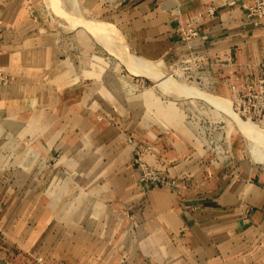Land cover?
I'll return each instance as SVG.
<instances>
[{"label":"crops","instance_id":"crops-1","mask_svg":"<svg viewBox=\"0 0 264 264\" xmlns=\"http://www.w3.org/2000/svg\"><path fill=\"white\" fill-rule=\"evenodd\" d=\"M77 1L135 55L201 57L214 96L256 84L253 0ZM54 18L43 0H0V264H264L263 127L231 128L213 153L178 98L102 72ZM139 143L175 185L140 181Z\"/></svg>","mask_w":264,"mask_h":264},{"label":"rangeland","instance_id":"rangeland-1","mask_svg":"<svg viewBox=\"0 0 264 264\" xmlns=\"http://www.w3.org/2000/svg\"><path fill=\"white\" fill-rule=\"evenodd\" d=\"M43 6L45 10L52 12L54 15V24L67 26V35H70L68 38L73 49H84L85 55L89 56V59L98 62L102 72L110 69L112 73L118 76L121 74L133 76L134 90L138 91L143 85L151 86L152 88H160L165 93L166 98H178L177 101L181 102L185 107L188 117L196 123L213 153L219 152L221 154L223 149L224 151L227 150L226 144L229 141L231 128L237 134L240 131L239 124H248L251 128L254 124L256 125V123H252V121L247 119L244 121L245 118L242 119L239 114H235L237 112L234 109L233 98L219 99L218 97L217 99V96H214L213 91H211L209 85L206 83L204 74L187 70V68H183L181 63H176V60L170 62L152 60L155 63L157 72H148V74L134 67L131 64V56L135 54L127 48L123 36L118 37L120 35L118 33H116L118 36L115 34L105 36L103 33V35H100V23L109 21L95 17L89 8L81 6L77 0H43ZM113 26L115 29L117 28L114 24ZM97 29L100 30H98L100 33L96 31ZM78 30L84 33L81 36L82 41L72 36ZM116 30L119 32L118 28ZM80 42H82V45ZM76 52H80V50ZM163 82L165 84H162ZM174 87H177V89ZM183 88L189 91H185ZM230 110H233L235 115ZM256 126L252 130L256 131L259 127H263L262 129H264L263 124ZM260 131V133H264L261 129ZM257 141L264 147V144L258 138Z\"/></svg>","mask_w":264,"mask_h":264},{"label":"built area","instance_id":"built-area-1","mask_svg":"<svg viewBox=\"0 0 264 264\" xmlns=\"http://www.w3.org/2000/svg\"><path fill=\"white\" fill-rule=\"evenodd\" d=\"M235 2L231 0L230 3ZM247 16L252 18L256 23L264 25V0H253L247 5ZM1 23V22H0ZM186 37L198 33V29L192 25L183 29ZM176 63H181L183 68L187 70L204 73L201 65V57L190 55L176 59ZM261 72L257 75L256 84L250 83L245 90L237 91L234 96V109L242 118L257 124L264 125V59L259 62ZM10 76L0 67V81H5ZM135 141V137L129 138ZM139 151L135 157L140 169V181L144 184L158 183L161 185H175L176 180L170 178L164 171L160 170L156 165L142 157V152H151L152 148L149 144L139 143ZM11 264H19L12 262ZM35 264H48L43 256L36 258Z\"/></svg>","mask_w":264,"mask_h":264},{"label":"bare ground","instance_id":"bare-ground-1","mask_svg":"<svg viewBox=\"0 0 264 264\" xmlns=\"http://www.w3.org/2000/svg\"><path fill=\"white\" fill-rule=\"evenodd\" d=\"M74 1V0H73ZM88 21V20H87ZM95 22V21H94ZM95 25H96V23H95ZM95 27V26H94ZM96 28H98V27H96ZM95 28V29H96ZM114 28V29H113ZM117 29V28H116ZM115 29V27L113 26V24H111V23H109V22H102V23H100V30H101V33L99 32L100 30L99 29H97L96 31L98 32V33H100V35L103 33V34H105V36H109V35H117L116 33H118V34H120L118 37H122V35H121V33H120V31L118 32L117 30ZM99 30V31H98ZM119 30V29H118ZM97 34V33H96ZM102 34V35H103ZM115 38H117V37H115ZM122 39V38H121ZM119 40V39H118ZM123 40V39H122ZM111 43V42H110ZM114 45V44H113ZM126 46V45H125ZM131 58H132V62H131V64L134 66V67H136V68H139L140 70H142V71H145V73L147 72V74H148V72H157L156 71V69H155V63L152 61V60H150V59H148V58H144V57H141V56H138V55H133V56H131ZM151 74V73H150ZM154 74V73H153ZM162 84H165L164 82L162 83ZM183 84V83H182ZM181 84V85H182ZM184 86V85H183ZM186 86V85H185ZM175 89H177V87H174ZM184 89V88H183ZM185 90V89H184ZM188 90V89H187ZM187 90H185V91H187ZM189 91V90H188ZM196 91H198V90H196ZM189 94V93H188ZM201 94V93H200ZM215 98V97H214ZM209 99H210V97H209ZM212 99V98H211ZM217 99H218V97H217ZM220 99V98H219ZM212 101H214V100H212ZM217 101V100H216ZM222 101V100H221ZM220 101V102H221ZM224 101H226V100H224ZM213 103H215V102H213ZM224 103V102H223ZM229 103V102H228ZM216 104V103H215ZM228 109H230V108H228ZM231 111V110H230ZM233 111V110H232ZM231 111V112H232ZM233 114H234V111H233ZM236 115H237V113H235ZM234 114V115H235ZM239 117V116H238ZM242 118V117H241ZM239 119V118H238ZM243 119V118H242ZM245 121V120H244ZM239 123H240V121H238ZM241 122H243V121H241ZM253 123V122H252ZM253 125V124H252ZM258 125V124H257ZM242 128H244V129H246V130H244L245 132V134L247 135V137H249L248 135L250 134L249 132H248V130H251L252 128H256L257 126L254 124V126L251 128L248 124L246 125V124H241L240 125ZM243 130V129H242ZM252 131V130H251ZM263 131H264V129H263ZM254 133L256 132V131H253ZM261 132V131H260ZM251 135H253V133L251 132ZM255 136V135H254ZM251 137V136H250ZM250 137H249V139H250ZM259 137V136H258ZM255 139V138H254ZM260 139V138H259ZM252 140V139H251ZM249 142H250V140H249ZM252 142V141H251ZM250 142V144L252 145L253 143H251ZM255 143H258V141L256 140V142ZM259 144V143H258ZM250 145V146H251ZM260 145V144H259ZM258 145V146H259ZM255 146V145H254ZM254 146L253 147H251V149H254ZM256 152H258V151H256ZM260 153V152H259ZM258 154V153H257ZM256 154V155H257ZM255 155V156H256ZM258 156H259V154H258ZM261 156V155H260ZM264 159V158H263Z\"/></svg>","mask_w":264,"mask_h":264}]
</instances>
